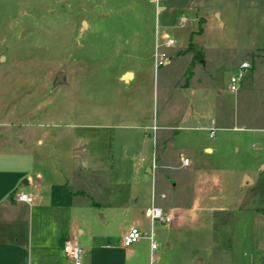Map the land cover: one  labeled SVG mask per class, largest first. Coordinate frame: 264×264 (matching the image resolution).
Listing matches in <instances>:
<instances>
[{"label": "rangeland", "instance_id": "rangeland-1", "mask_svg": "<svg viewBox=\"0 0 264 264\" xmlns=\"http://www.w3.org/2000/svg\"><path fill=\"white\" fill-rule=\"evenodd\" d=\"M164 31L171 46L162 44ZM154 49L165 52L157 67ZM247 51L253 72L231 92L229 76ZM128 69L135 78L124 84L126 75L118 76ZM57 70L67 81L52 87ZM181 94L192 101L193 119L185 126L178 120ZM138 95L141 103L134 100ZM211 119L216 130L209 139L204 127ZM84 122L103 125L90 131L104 132L99 147L113 150L112 170L102 183L81 188L86 201L100 204V223L112 197L143 202L151 194L154 175L121 150L188 153L204 143L215 152L204 156L194 179L220 168L216 180L198 187L200 207L217 210L199 209L191 217V190L179 181L183 170H162L169 185L160 205L172 219L153 222L158 248L152 264H264V169L257 168L264 154V0H0L1 163L17 166L19 156H31L32 166L40 164L51 179L50 165L61 162L74 127ZM240 170L253 177L252 185L236 186ZM23 177L17 193L25 189ZM80 219L84 234L74 226L68 238L79 247L87 236ZM128 223V217L113 218L108 237L117 239ZM143 264H151L147 255Z\"/></svg>", "mask_w": 264, "mask_h": 264}, {"label": "crops", "instance_id": "crops-1", "mask_svg": "<svg viewBox=\"0 0 264 264\" xmlns=\"http://www.w3.org/2000/svg\"><path fill=\"white\" fill-rule=\"evenodd\" d=\"M218 15L220 18V13L215 11V21ZM216 23L221 25L223 21L220 18L219 20L217 19ZM258 53L256 51V55H259ZM245 55H248V57H245ZM245 55L244 58L248 59L250 67L241 81L240 88L244 84L246 77L253 72L251 53L247 51ZM200 63H203L202 57ZM137 74H139L138 70ZM125 75L127 78L123 79L124 84H129L135 78V72L128 69L120 73L118 79H121L122 76L125 77ZM183 85L184 91H186L188 81ZM217 93H219V90H217ZM141 96L134 97V100L140 101ZM143 103L144 100H142V106L144 105ZM177 103V109L180 113L178 120L184 123L185 126V124L190 122L189 120L193 119L190 115L192 101L181 94ZM198 105L196 104L198 109L202 110L203 104L198 103ZM142 106L140 105V107ZM205 106L208 108L213 107L210 101H206ZM137 119L139 120L140 116H137ZM101 127L104 128L103 125L86 122L77 124L74 127L71 134V147L69 150H63L60 154L63 160L61 159L59 164H56L55 161L50 165V171H52L51 179H49L47 173L45 175L41 173L40 164L37 163L36 166L35 164L32 166L31 162L34 163L36 160L31 158V156L23 154L19 156L17 166H9L5 162L1 163V161H4V158L2 159L4 156L0 153V264H72L62 250V243L70 238L71 230L74 226L81 235L84 234V229L79 226V224H82L80 218H83L87 223L86 238L83 239L79 236L81 238V264H143L146 255L149 263L152 264L153 255L156 253L154 251L158 248L157 244L152 249L150 248V240L147 237H142L139 238L140 240L138 239L129 246L124 247L121 245V237L131 225L148 234L147 221L143 211L149 206L162 208L160 205L161 200L165 198L162 188L166 184L169 185V183L164 178V175L161 174V171L166 169L183 170V175L180 176L179 181L184 183L183 186L191 190L189 192L190 207L188 212L191 217H194L196 215L195 211L199 209L217 210L213 207H200L198 187L210 184L211 181L216 180V177L219 176L218 171H220V168L211 167V169L207 170L208 174L205 175L207 178L202 176L204 178L202 181L194 179L200 171L201 163L206 160L204 156L215 152L212 147L201 143L198 144L199 150H186L188 153L178 150L140 149L133 150V152L121 150L122 157L127 158V155L130 154L132 158H136L133 162L135 167H145L146 173L154 175L151 194L148 200L145 199L143 202H139L138 196H134V198L129 196L126 199L123 197H112L109 201L107 212L105 214L104 211L103 214L102 212L99 213L102 221L100 223L97 218L101 208L100 204L93 200L86 201L83 198L86 194L81 188L98 187L102 183L101 179L112 170L113 150H105V147L103 149L102 146H100L102 150H99L100 143H104L102 140L104 132L90 131ZM211 127L214 128V131L216 130L215 121L212 119L204 128L208 131V128ZM76 129L79 132L78 130L75 131ZM257 129L260 130L262 128ZM214 131L211 136L208 131L209 139L213 138ZM140 137V140L143 141V137ZM161 139L165 140L163 137ZM145 149H147L146 146ZM261 151H264V146L261 147ZM174 153H176V160ZM171 154H174V160H172ZM182 158L188 159L186 165L181 163ZM257 168L258 170L264 169V154L260 158ZM32 172H34L33 177ZM73 176L75 177L72 180L74 184L72 183L73 188H70L68 182L69 178ZM22 177V181L25 182V189L17 193L16 188L22 183H19ZM238 178L237 187H241L243 184L241 188H244L254 183L253 177L244 170H240V177ZM156 179L157 182L155 181ZM176 182H171L170 185L175 187ZM33 184L36 187H33ZM155 190L158 192L157 199L154 197ZM19 193L30 195L34 200V204H27L17 200L16 196ZM136 209V214H133ZM182 210L188 209L185 207ZM118 217H128L129 223L121 227L117 239L113 240V238L108 237V235H111V229L108 225L113 218ZM153 222L149 221L148 223L151 233L154 230ZM166 246H168L167 243ZM230 264L236 263L231 261ZM240 264H243V262Z\"/></svg>", "mask_w": 264, "mask_h": 264}, {"label": "built area", "instance_id": "built-area-1", "mask_svg": "<svg viewBox=\"0 0 264 264\" xmlns=\"http://www.w3.org/2000/svg\"><path fill=\"white\" fill-rule=\"evenodd\" d=\"M163 41L162 44L165 47L171 46L173 44V38L169 36L167 31L162 33ZM154 66L157 67L159 65L164 64L165 62V52L158 51L154 49ZM250 64L248 59H242L239 63L237 69L234 73L229 76L228 79V89L231 92H236L240 87L241 81L244 78ZM209 135L213 134L214 128H208ZM181 163L186 165L188 163L187 158H182ZM16 199L19 201H23L27 204H34L33 198L27 193H19L16 196ZM175 210V209H173ZM143 215L147 217L151 222L158 221L163 225H168L172 219L171 211H164L160 207L149 206L143 211ZM147 237L150 240V248L154 249L156 247V243L153 239L152 233H145L140 231L136 226H129L124 234L121 237V245L126 247L138 240L139 238ZM62 250L66 254V256L70 259L72 264H81V248L75 240L66 239L62 243Z\"/></svg>", "mask_w": 264, "mask_h": 264}, {"label": "water", "instance_id": "water-1", "mask_svg": "<svg viewBox=\"0 0 264 264\" xmlns=\"http://www.w3.org/2000/svg\"><path fill=\"white\" fill-rule=\"evenodd\" d=\"M248 57V55H245ZM66 83V73L62 70H57L54 74L51 86L54 87L58 84H65Z\"/></svg>", "mask_w": 264, "mask_h": 264}]
</instances>
